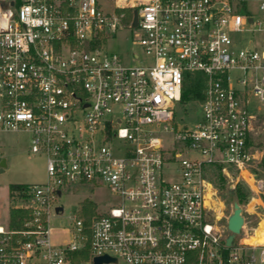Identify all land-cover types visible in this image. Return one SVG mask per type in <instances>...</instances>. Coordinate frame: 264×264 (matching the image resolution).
Instances as JSON below:
<instances>
[{"label": "built area", "instance_id": "built-area-1", "mask_svg": "<svg viewBox=\"0 0 264 264\" xmlns=\"http://www.w3.org/2000/svg\"><path fill=\"white\" fill-rule=\"evenodd\" d=\"M113 1L104 13L98 0H0V132L29 134L46 161V181L13 194L25 215L0 224V264H264V243L227 245L211 179L234 171L262 204L248 107L264 106V0ZM126 25L144 55L128 65L101 46ZM197 73L201 120L177 131ZM162 134L181 147L169 153ZM100 185L116 206L88 222L81 201L54 244L59 199Z\"/></svg>", "mask_w": 264, "mask_h": 264}, {"label": "rangeland", "instance_id": "rangeland-1", "mask_svg": "<svg viewBox=\"0 0 264 264\" xmlns=\"http://www.w3.org/2000/svg\"><path fill=\"white\" fill-rule=\"evenodd\" d=\"M98 3L104 13H114L116 11L113 0H98ZM101 46L105 51L118 54L123 63L127 65L132 64L131 59L134 53H140L142 58L144 57L140 47L133 44V31L127 25L119 28L116 34H107ZM237 74V72H232L231 75L236 77ZM197 103L198 101H189L177 106L175 117L177 131H181L185 127H192L201 120V109ZM248 110L255 115L251 123L249 143L252 151L259 156V160L254 164L253 171L259 179L264 180V170L261 166L264 159V106L252 96ZM162 136L164 147L170 150L169 153H173L172 150L181 147L180 143L173 142L174 139L171 138V135L162 134ZM30 142V136L27 133L0 132V162L6 160L7 164L4 172L0 173V224H5L9 220V211L14 196L11 186L23 185L27 187L42 184L46 181V161L43 157L30 152ZM196 156L191 154L189 157ZM222 178L223 180H221ZM211 179L217 190V215L222 217L223 226L227 227L228 218L233 213V204L237 202L232 197L234 189L238 185H242L250 193L248 202L241 204L245 223L241 234L236 239L256 237L260 231L259 228H262L264 223V189L261 195L262 205L256 201L253 202V192L245 183L238 180L236 172L231 171V177L229 178L213 169ZM86 199L96 203L97 212L116 206L118 202L115 194L102 185L97 187L85 186L81 189L78 187V190L64 193L63 197L59 199V203L64 206L65 212L62 216L54 217L50 221L51 237L54 244L66 243L70 240V235L65 229L70 224L71 214L79 211L80 202ZM228 235H230V232H228Z\"/></svg>", "mask_w": 264, "mask_h": 264}, {"label": "trees", "instance_id": "trees-1", "mask_svg": "<svg viewBox=\"0 0 264 264\" xmlns=\"http://www.w3.org/2000/svg\"><path fill=\"white\" fill-rule=\"evenodd\" d=\"M101 44V42L99 43ZM98 44V45H99ZM205 82L206 79L201 74H187L185 85H184V91L182 96L183 103L189 102V101H203L205 98ZM261 166L264 170V159L261 163ZM223 180V178L221 179ZM24 189L23 185H13L11 186V191L14 194L15 192L19 191L21 192ZM232 197H234L237 202L241 205L243 203H247L250 198V193L247 192L242 185H238L234 192L232 193ZM96 204L91 200H84L81 203V211L82 214L86 217L88 222L92 218L93 215L96 213ZM79 214H80V207H79ZM25 215V212L23 209H11L10 211V224L12 227L19 228L22 225V222L24 219H22ZM83 260L88 258V253L86 252L83 256H81ZM78 261H80V256L78 258Z\"/></svg>", "mask_w": 264, "mask_h": 264}, {"label": "water", "instance_id": "water-1", "mask_svg": "<svg viewBox=\"0 0 264 264\" xmlns=\"http://www.w3.org/2000/svg\"><path fill=\"white\" fill-rule=\"evenodd\" d=\"M13 4V3H12ZM138 25V18L136 16L135 21H134V26L137 27ZM6 160H2L0 162V173L4 172V168H6ZM63 208L59 207L57 208V212L62 211ZM245 219L242 215V207L238 202H235L233 204V213L230 215L227 221V228L230 232V235L227 239V245L231 246L234 240L238 235L241 234L242 228L244 226ZM116 260L113 258H110L108 256H103V257H97L94 259V264H104V263H110V262H115Z\"/></svg>", "mask_w": 264, "mask_h": 264}, {"label": "bare ground", "instance_id": "bare-ground-1", "mask_svg": "<svg viewBox=\"0 0 264 264\" xmlns=\"http://www.w3.org/2000/svg\"><path fill=\"white\" fill-rule=\"evenodd\" d=\"M259 230L260 231L258 232V235L256 237L255 236H251V238L248 237V239H246V243H248V244H260V243H264V223H263V227L262 228L260 227ZM253 240H255V241H253Z\"/></svg>", "mask_w": 264, "mask_h": 264}]
</instances>
